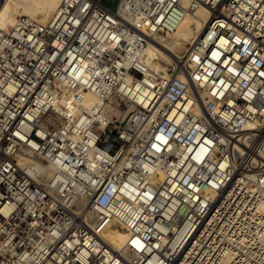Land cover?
Returning a JSON list of instances; mask_svg holds the SVG:
<instances>
[{
  "label": "built area",
  "instance_id": "built-area-1",
  "mask_svg": "<svg viewBox=\"0 0 264 264\" xmlns=\"http://www.w3.org/2000/svg\"><path fill=\"white\" fill-rule=\"evenodd\" d=\"M200 6L185 62L127 64ZM0 264H264V0H61L0 27Z\"/></svg>",
  "mask_w": 264,
  "mask_h": 264
},
{
  "label": "bare ground",
  "instance_id": "bare-ground-1",
  "mask_svg": "<svg viewBox=\"0 0 264 264\" xmlns=\"http://www.w3.org/2000/svg\"><path fill=\"white\" fill-rule=\"evenodd\" d=\"M60 3L61 0H6L0 9V27L9 29L15 26L20 16L28 17L42 24H48L55 17ZM209 22L210 13L203 6L186 12L172 31L159 33L155 37L149 38L145 51H129L127 64L137 63L145 67L147 70L146 75H150L152 72L168 73L170 64L176 65L185 62L190 46L203 33ZM183 50L185 51L184 56L181 55ZM136 54H139L140 57H136ZM160 60L165 62L166 65L169 64V66H163ZM203 95L207 99V94L204 93ZM71 102L65 101L64 106L72 109L73 104ZM84 103L88 107L94 108L100 101L93 93H86L84 94ZM131 109L133 107H129L127 113ZM21 163L26 167L41 165L47 179H51L57 170L55 166H49L45 162L38 163L34 160L25 159ZM104 234L110 242L115 243L117 246H120L126 238L125 231L119 228H108Z\"/></svg>",
  "mask_w": 264,
  "mask_h": 264
},
{
  "label": "rangeland",
  "instance_id": "rangeland-1",
  "mask_svg": "<svg viewBox=\"0 0 264 264\" xmlns=\"http://www.w3.org/2000/svg\"><path fill=\"white\" fill-rule=\"evenodd\" d=\"M118 1H119V0H102V3H103V5H105L106 7L110 8V9H112V10H115ZM182 53H183V54H182ZM181 55H182V56L185 55V51H184V50L181 51ZM160 63H161L163 66L166 65V63L163 62V61H161V60H160ZM170 65H174V64H170ZM167 66H169V64L166 65V67H167Z\"/></svg>",
  "mask_w": 264,
  "mask_h": 264
}]
</instances>
